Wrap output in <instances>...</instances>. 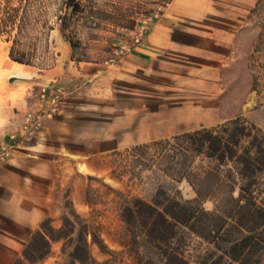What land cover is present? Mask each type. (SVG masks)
Wrapping results in <instances>:
<instances>
[{
  "label": "rangeland",
  "instance_id": "1",
  "mask_svg": "<svg viewBox=\"0 0 264 264\" xmlns=\"http://www.w3.org/2000/svg\"><path fill=\"white\" fill-rule=\"evenodd\" d=\"M65 2L32 0L20 31L15 26L0 29V147L10 142L37 156L27 147L35 144L39 129L45 126L44 142L53 147L61 140L66 151L59 155L69 157L70 165L89 164L88 169L80 167L87 177L76 195L67 179V163L59 169L45 167L41 172L46 179L32 181L36 200L56 198L43 205L45 209L54 205V215L42 222L51 240L48 252L38 257L33 248L41 240L33 232L19 255L27 249L30 261L22 257L23 263L15 264H264V226L257 250L229 252L232 242L247 234L254 220L249 205L237 208L238 186L245 182L237 162L210 158L205 149L198 150L181 134L97 152L102 147L100 133L103 138L111 133L112 126L106 123L123 107L111 84L112 67L130 52L139 31H149L168 0H74L80 7L74 12ZM6 4L0 0L2 16ZM18 4L19 0H11V6ZM11 49L20 61L10 57ZM233 60L236 72L229 80L220 76L221 90L254 87L240 119L251 134H257L264 150V0L258 1L237 34L225 65ZM240 74L248 77L241 80ZM43 87L50 91L42 101ZM236 101L231 92L224 102L230 109ZM44 111L50 116L41 118V127L29 141L5 139L9 126L18 128V137L25 116ZM225 120L220 118L209 129L221 133ZM104 126L109 129L101 131ZM247 140H241L239 151L248 146ZM102 142V148L110 147L108 140ZM55 155L45 151L38 159L27 155L18 162L31 167L36 160L50 162ZM2 162L0 177L7 173ZM49 181L53 194L48 193ZM252 196L264 207V170L256 175ZM167 200L190 206V221H166L162 215Z\"/></svg>",
  "mask_w": 264,
  "mask_h": 264
},
{
  "label": "crops",
  "instance_id": "2",
  "mask_svg": "<svg viewBox=\"0 0 264 264\" xmlns=\"http://www.w3.org/2000/svg\"><path fill=\"white\" fill-rule=\"evenodd\" d=\"M258 1L168 0L144 40L133 45L112 67L115 78L111 84L123 107L106 123L112 126L111 133L106 138L100 133V146H105V139L110 147H101L97 152H112L217 126L221 117L220 70L226 66L233 42ZM46 128H40L35 144L27 147L37 156L13 146L9 159L2 162L7 173L0 177V264H12L29 236L41 228L44 218L54 215V205L47 204L46 209L43 205L56 198L36 200V191L30 185L37 177L42 182L46 179L41 170L59 169L67 163L73 194L85 187L87 172L80 167L88 169L89 164L70 165L69 157L59 155L66 151L61 140L55 141L53 147L44 142ZM17 130L9 126L5 139L11 141ZM45 151L56 154L52 161L39 159L31 167L18 162L27 155L38 159L39 153ZM52 184L49 181V194L54 193ZM8 223L15 228H9Z\"/></svg>",
  "mask_w": 264,
  "mask_h": 264
},
{
  "label": "trees",
  "instance_id": "3",
  "mask_svg": "<svg viewBox=\"0 0 264 264\" xmlns=\"http://www.w3.org/2000/svg\"><path fill=\"white\" fill-rule=\"evenodd\" d=\"M31 2L32 0H19L18 6H11V0H6L7 4L2 8V10H7L6 14L2 16L0 13V29L15 26L18 31H20L21 26H23L22 24L27 18ZM65 4L66 7L70 8L73 12L80 8L78 4L74 3V0H66ZM10 57L13 60L20 61L13 56L12 49ZM236 68L237 63L233 60L229 62L228 65L221 68L220 76L225 80H229L232 74L236 72ZM240 75L239 78H241V80L248 77L247 74ZM253 89V86L247 88L239 87L237 89L232 86L222 88L218 96V99H220L219 116H221V119L226 120L220 127L222 129L221 133L213 129L202 128L192 133L181 134L182 137L188 138L191 144L196 146L198 150L201 151V149H205L208 157L215 158L219 162H224L226 160L235 161L240 167L238 168V173L245 182H241V185L238 186L237 208L240 210L247 204L249 205L251 216H254V220L250 221L251 226L246 229L247 234H244L240 240H238L239 238L234 240L229 247V252L236 253L235 251H238L237 253L240 254H251L250 252L257 250L259 244L263 241V239L260 238V234L264 226V207L253 200L252 194L253 186H255L256 183V175L264 170V150L261 142H258L257 134H251V129H249L243 121L241 122L240 119L246 96ZM231 92H235L237 101L232 104L230 109H227L224 101ZM251 128L259 132L254 125H252ZM244 137L249 139L247 140L248 146L239 151L237 148ZM250 149H255V152L250 151ZM241 202H243V204H241ZM200 211L204 210L201 209ZM163 214L162 217L166 219V221L168 220L170 222V220H173L181 223H188L191 219L190 217L193 216V211L190 206L181 202L167 200ZM181 215L187 218L182 219L180 218ZM256 217L260 219V221H257ZM43 227L44 226L41 224V228L35 233L41 240V245L33 248V252L37 253L38 257H42L48 252L51 240V237L42 229ZM214 233H218V231ZM212 235L216 236L215 234ZM22 257L30 261V254L27 249L23 251ZM22 257L16 258L12 264L16 262L23 263ZM235 257L236 256H233V259H236ZM81 263H83L82 260Z\"/></svg>",
  "mask_w": 264,
  "mask_h": 264
},
{
  "label": "built area",
  "instance_id": "4",
  "mask_svg": "<svg viewBox=\"0 0 264 264\" xmlns=\"http://www.w3.org/2000/svg\"><path fill=\"white\" fill-rule=\"evenodd\" d=\"M161 9V6L158 8ZM148 31L145 29H142L134 36V42L135 44L141 43L144 38L147 36ZM50 90H47L46 87L42 88L41 92V100L43 101L44 97L46 96V93ZM44 115L50 116V112H43L36 114L35 116H32L31 114H27L25 116L24 124H23V130L20 136H13V139H17L20 142L23 141H29L32 138V135L36 130H38L41 127V118L44 117ZM15 142V141H14ZM14 146V144H11L10 142L6 145H1L0 147V163L4 161L7 157L10 155V149Z\"/></svg>",
  "mask_w": 264,
  "mask_h": 264
},
{
  "label": "bare ground",
  "instance_id": "5",
  "mask_svg": "<svg viewBox=\"0 0 264 264\" xmlns=\"http://www.w3.org/2000/svg\"><path fill=\"white\" fill-rule=\"evenodd\" d=\"M7 60H9V61H11V62H13L11 59H9L8 57H7ZM13 63H15V62H13Z\"/></svg>",
  "mask_w": 264,
  "mask_h": 264
}]
</instances>
